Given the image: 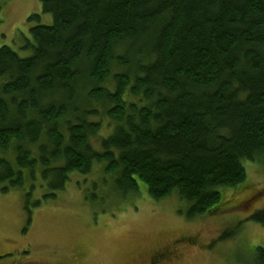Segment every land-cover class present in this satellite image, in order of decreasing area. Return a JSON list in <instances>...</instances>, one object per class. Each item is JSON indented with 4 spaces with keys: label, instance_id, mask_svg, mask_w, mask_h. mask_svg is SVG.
<instances>
[{
    "label": "trees",
    "instance_id": "obj_1",
    "mask_svg": "<svg viewBox=\"0 0 264 264\" xmlns=\"http://www.w3.org/2000/svg\"><path fill=\"white\" fill-rule=\"evenodd\" d=\"M38 1L53 23L30 29L31 55L0 47L2 193L56 200L104 165L117 194L224 211L264 159V0Z\"/></svg>",
    "mask_w": 264,
    "mask_h": 264
},
{
    "label": "rangeland",
    "instance_id": "obj_2",
    "mask_svg": "<svg viewBox=\"0 0 264 264\" xmlns=\"http://www.w3.org/2000/svg\"><path fill=\"white\" fill-rule=\"evenodd\" d=\"M33 15L38 19L29 21ZM52 23L38 0L3 1L0 47L30 56V29ZM106 130L102 138L111 133ZM103 166L71 176L52 201L43 202V189L30 202L28 186L0 189V264H148L155 250L182 236L192 241L171 264H254L256 248H264V226L248 221L264 207V159L244 162L245 183L222 190L224 211L194 219L178 197L154 201L143 184L138 192L117 194Z\"/></svg>",
    "mask_w": 264,
    "mask_h": 264
},
{
    "label": "flooded vegetation",
    "instance_id": "obj_3",
    "mask_svg": "<svg viewBox=\"0 0 264 264\" xmlns=\"http://www.w3.org/2000/svg\"><path fill=\"white\" fill-rule=\"evenodd\" d=\"M191 241L188 237L182 236L164 244L152 253L148 264H171L174 259L182 254L183 248Z\"/></svg>",
    "mask_w": 264,
    "mask_h": 264
}]
</instances>
